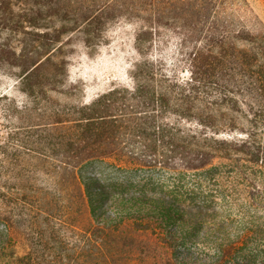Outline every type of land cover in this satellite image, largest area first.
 Here are the masks:
<instances>
[{
	"label": "rangeland",
	"instance_id": "1",
	"mask_svg": "<svg viewBox=\"0 0 264 264\" xmlns=\"http://www.w3.org/2000/svg\"><path fill=\"white\" fill-rule=\"evenodd\" d=\"M103 1L13 0L23 28L0 30V41L30 56L53 48V76L35 95L21 85L18 67L0 62V264H165L170 251L197 264H264V172L243 161L216 158L196 170L84 161L73 172L85 197L58 167L65 158L51 143L63 125L54 112L72 119L66 113L102 93L133 87L135 66L151 67L147 61L157 72L189 75L176 18H161L149 40L137 39L147 23L137 15L148 14L131 6H112L98 24H82L89 6ZM248 1L257 15L252 28L264 29V0ZM181 123L197 127L191 117ZM120 203L154 209L164 226L125 218L103 229L97 220L113 217ZM166 230L188 238L171 244Z\"/></svg>",
	"mask_w": 264,
	"mask_h": 264
},
{
	"label": "trees",
	"instance_id": "2",
	"mask_svg": "<svg viewBox=\"0 0 264 264\" xmlns=\"http://www.w3.org/2000/svg\"><path fill=\"white\" fill-rule=\"evenodd\" d=\"M14 6L13 0H0V30L19 32L23 28ZM112 6H131L148 14L145 18L137 15L147 22L137 33L141 40L151 38L161 18H176L182 29L180 45L187 48L184 55L189 75L179 78L157 72L153 62L147 61L151 67L135 66L132 78H139L133 87H114L102 93L91 103L66 113L74 114L72 119H63L54 112V123L63 125L56 129H63V133L58 142L50 143L62 150L65 160L58 167L69 174L80 196L86 194L73 168L93 159H113L119 166L131 168L196 170L223 158L243 161L264 172V29L252 28L257 15L250 2L104 0L98 6H89L91 9L81 15L82 24L89 28L98 24L104 11ZM52 50L35 57L0 41V62L18 67L21 85L28 94L35 95L42 81L53 76L49 66L53 63ZM173 117L180 118V123H175ZM189 117L197 127L182 126L181 121ZM226 130L236 132V136ZM224 133L228 137L219 138ZM86 202L95 217L91 201ZM120 204L113 210V217L97 220L103 229L118 220L123 223L125 218L144 222L152 217L157 225H163L150 207ZM165 236L171 244L180 242L178 246L188 238L185 233L171 230H166ZM218 252L220 257L226 254L221 247ZM165 259V264H197L191 255L177 258L172 251Z\"/></svg>",
	"mask_w": 264,
	"mask_h": 264
}]
</instances>
